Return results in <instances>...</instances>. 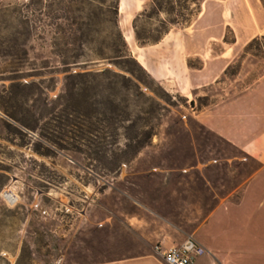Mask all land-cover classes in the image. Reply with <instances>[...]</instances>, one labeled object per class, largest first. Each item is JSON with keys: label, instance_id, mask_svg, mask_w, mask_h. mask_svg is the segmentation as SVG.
<instances>
[{"label": "rangeland", "instance_id": "obj_1", "mask_svg": "<svg viewBox=\"0 0 264 264\" xmlns=\"http://www.w3.org/2000/svg\"><path fill=\"white\" fill-rule=\"evenodd\" d=\"M120 1L0 0V264H53L59 257L84 264L141 252L153 227L137 225L134 216L147 220L153 210L190 228L208 211L194 206L196 199L209 204L211 175L223 176L234 165L228 158L241 154L195 111L222 98L245 49L221 83L194 94L179 90L177 67L169 63L177 61L178 47L162 46L213 42L220 51L223 39L235 40L227 22L236 0H173L178 11L193 10L190 22L172 25L146 45L138 42L135 24L142 34H158L171 16L158 13L152 0L126 12ZM234 20L245 26V17ZM116 21L144 69L122 63L141 79L143 94L130 82L133 90L123 88L122 78L98 75L110 69L129 76L105 48L118 42ZM202 27L215 28L214 35L223 28L225 36L208 40ZM249 51L264 56V37ZM188 63L201 66L202 60L194 55ZM163 66L170 74L164 82ZM84 74H92L87 84ZM244 86L245 78L231 91ZM8 186L20 196L14 207L1 196Z\"/></svg>", "mask_w": 264, "mask_h": 264}, {"label": "crops", "instance_id": "obj_2", "mask_svg": "<svg viewBox=\"0 0 264 264\" xmlns=\"http://www.w3.org/2000/svg\"><path fill=\"white\" fill-rule=\"evenodd\" d=\"M140 1L121 0L120 9L126 12L141 4ZM229 16L232 21H228L227 26L235 33L234 41L223 39V28L214 35L215 28L202 27L208 40L223 39L220 51L214 49L213 42L195 47L186 42L174 43L171 47L170 43L166 46V42L162 45L163 50L178 47L177 61L173 59L169 63L177 67L181 80L179 90L194 94L221 83L238 51L245 49L239 71L228 78L229 84L219 93L222 98L195 111L197 120L241 152L228 158L234 165L227 167L223 176L220 171L211 175L209 204L195 200L194 210L205 208L208 211L195 217L189 228L147 208L155 217L132 218L137 225L153 227L152 235L145 233L147 241L141 252L84 264H165L153 252V244L159 240L181 242L187 235L194 236L207 249L194 264H264V56L247 50L252 39L264 35V6L261 0H236ZM235 17H245V26L235 22ZM126 36L131 39L130 34ZM194 55L201 58V66L189 65L188 58ZM164 68L163 82L170 78ZM148 70L156 75L157 69ZM243 78L244 88L232 92V86Z\"/></svg>", "mask_w": 264, "mask_h": 264}, {"label": "trees", "instance_id": "obj_3", "mask_svg": "<svg viewBox=\"0 0 264 264\" xmlns=\"http://www.w3.org/2000/svg\"><path fill=\"white\" fill-rule=\"evenodd\" d=\"M186 1H188V0H186ZM173 2H174L173 0H167V1L166 0H152L153 6L158 10V13L165 12L171 16L167 20L169 25H168V23L165 24V20H162V23L164 24L163 31H161L158 34H151V33L150 34H148V33L142 34L141 32H139L138 27L135 24V26H134L135 27V33H136L137 40L140 44L146 45L149 43H156V42L160 41L164 37V35L170 31V28L172 27V25H184V24H187L190 22V18L188 15L190 14V16H192L194 13L193 10H191V12H189V13H184V12L180 11V9L178 11L177 6ZM261 2L264 6V0H261ZM182 7L189 9V7H185V6H182ZM112 9H113L115 16L117 17L118 10H119V4L112 6ZM176 10L178 12H176ZM200 11H201V8L198 7V13ZM146 12H147V10L145 9L144 12L139 17H141L144 13L146 14ZM114 25H115V28L117 29L118 42L116 40V41H113L112 43H107L105 45V48H107L109 51H111L113 53V55L110 56V58L116 60L115 61L116 65L121 67L125 72L129 73V76L126 75V73H121V72L119 73L116 71H112L110 69H104L98 75L101 77H107V78L109 77V75H112L115 78L116 77L122 78L124 80L123 85H122L123 88H125L128 91H131V90H133L132 89L133 87H131V84H132V86H134V89L139 92L141 79L138 78L135 75L134 71H132L131 69H124L126 67H123L124 64H122V63H124L126 61H132L136 65H138L142 70H144V69H143L142 65L137 61V59L135 57L132 56L131 52L129 51V48H128V45L125 41V38L119 29L118 22L116 21ZM263 37H264V35L258 36V37H255L254 39H252L251 42L247 46V50L252 48L253 44L256 41H258L260 38H263ZM91 75L92 74L82 75L83 76L82 82L87 84L88 80H90L89 76H91ZM125 81H127L128 83ZM129 82L131 83L130 85H129ZM73 84H75V81H73ZM85 88H83V89H85ZM130 94H132V93H130ZM140 94H143V93H140ZM192 104H193V102H192ZM128 106H130L129 103H127L126 107H128ZM148 134H149V132H148ZM142 145H143V141L139 140V143L135 146L136 150H137V148L141 147Z\"/></svg>", "mask_w": 264, "mask_h": 264}, {"label": "built area", "instance_id": "obj_4", "mask_svg": "<svg viewBox=\"0 0 264 264\" xmlns=\"http://www.w3.org/2000/svg\"><path fill=\"white\" fill-rule=\"evenodd\" d=\"M1 196L5 203L14 207L20 196L12 187H5ZM88 197V195H85ZM39 203H35L36 209L43 214L48 213L46 208L39 209ZM66 210H72V206L65 205ZM153 252L159 256L165 264H194L195 261L203 255L207 249L202 245L194 236L187 235L181 242L165 243L163 240H159L153 244ZM53 264H67L62 257L54 260Z\"/></svg>", "mask_w": 264, "mask_h": 264}]
</instances>
